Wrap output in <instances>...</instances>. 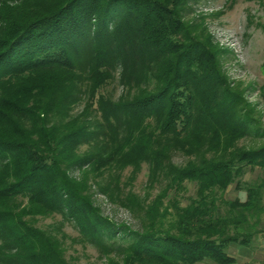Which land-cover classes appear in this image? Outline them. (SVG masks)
<instances>
[{
    "label": "trees",
    "instance_id": "16d2710c",
    "mask_svg": "<svg viewBox=\"0 0 264 264\" xmlns=\"http://www.w3.org/2000/svg\"><path fill=\"white\" fill-rule=\"evenodd\" d=\"M191 1L0 0L1 264H73L27 218L37 214L61 213L94 242L127 240L124 264H234L228 245L250 243L253 232L237 230L263 209L264 183L243 200L220 196L246 169L264 170V143L238 145L264 127L225 78L229 50L184 16ZM115 78L123 90L113 99L103 88ZM175 152L187 160L175 164ZM143 163L160 185L148 203L119 187L121 171ZM90 174L108 199L143 213L141 231L117 232L98 213ZM185 180L195 197L163 205Z\"/></svg>",
    "mask_w": 264,
    "mask_h": 264
},
{
    "label": "rangeland",
    "instance_id": "374dc122",
    "mask_svg": "<svg viewBox=\"0 0 264 264\" xmlns=\"http://www.w3.org/2000/svg\"><path fill=\"white\" fill-rule=\"evenodd\" d=\"M229 3V0L191 1L184 16L190 20H202L213 42L229 50L222 60L225 78L247 102L245 109L249 115H253L257 123L264 127L262 91L264 88V5L258 0H236L231 6ZM122 90V85L115 78L103 88V93L116 99ZM82 107L81 103L74 105L72 112L76 113ZM263 143L264 138L252 136L241 138L238 141V145L243 147H255ZM86 149L85 144L81 145L78 152L82 153ZM187 158L188 156L181 152H175L172 155V161L177 165L183 164ZM83 169L81 166H73L68 173L80 178ZM121 172L119 187L122 191H131L146 203L154 200L159 193V184L150 186L148 183L147 164L143 163L135 171L128 166ZM88 178L91 201L98 213L106 218L117 232L120 230L117 228L119 226L126 227L127 230L141 231L143 213L141 211L132 213L120 203L108 199L102 193V187L98 186L103 177L90 174ZM259 183H264V170L259 167L246 169L243 175L228 185L220 197L224 201H233L236 198L243 200L245 188ZM195 193V182L185 180L181 189L169 191L163 198V205L168 204V199L174 198L180 206H185L195 197ZM261 201L263 209L257 216L249 217L250 226L244 225L243 228L237 230L244 232L248 228L250 232L252 231L250 243L248 245L230 243L227 247V252L235 258L234 264H264V186ZM220 207L222 211H225L229 206L221 203ZM169 210L171 211L172 208L169 207ZM27 218L32 220L34 226L58 237L62 243L65 258L73 264H124V244H127V240L118 242L110 240L111 238H103L99 242H94L80 231L73 220L61 213L37 214ZM170 219L169 215L163 218L164 227L168 226ZM230 232H234L233 229ZM197 264L216 263L204 260Z\"/></svg>",
    "mask_w": 264,
    "mask_h": 264
}]
</instances>
